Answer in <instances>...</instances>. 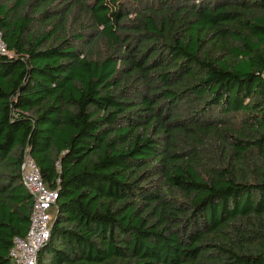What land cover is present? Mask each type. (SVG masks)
Wrapping results in <instances>:
<instances>
[{
  "label": "trees",
  "instance_id": "16d2710c",
  "mask_svg": "<svg viewBox=\"0 0 264 264\" xmlns=\"http://www.w3.org/2000/svg\"><path fill=\"white\" fill-rule=\"evenodd\" d=\"M0 264L58 189L38 264H264V0H0Z\"/></svg>",
  "mask_w": 264,
  "mask_h": 264
},
{
  "label": "built area",
  "instance_id": "2783aa9c",
  "mask_svg": "<svg viewBox=\"0 0 264 264\" xmlns=\"http://www.w3.org/2000/svg\"><path fill=\"white\" fill-rule=\"evenodd\" d=\"M0 55L12 56L0 26ZM21 178L33 196L30 226L25 236L17 235L10 250L15 264H38L39 251L51 236L52 208L58 199V189L50 188L43 180L40 167L27 150L21 167Z\"/></svg>",
  "mask_w": 264,
  "mask_h": 264
}]
</instances>
